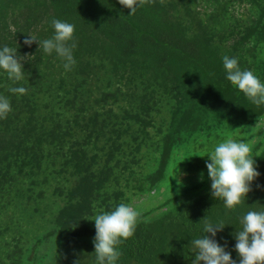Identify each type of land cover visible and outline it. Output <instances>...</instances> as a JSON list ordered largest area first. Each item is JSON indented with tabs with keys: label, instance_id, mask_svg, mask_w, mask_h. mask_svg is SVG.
Masks as SVG:
<instances>
[{
	"label": "trees",
	"instance_id": "16d2710c",
	"mask_svg": "<svg viewBox=\"0 0 264 264\" xmlns=\"http://www.w3.org/2000/svg\"><path fill=\"white\" fill-rule=\"evenodd\" d=\"M129 13L119 0H0V48L30 55L20 81L0 69L12 109L0 119V264H97L93 218L120 203L140 216L117 264H192L206 222L225 225L214 239L238 264L241 218L264 211V105L222 58L264 82V0H150ZM53 19L75 25L70 71L24 43L51 38ZM228 136L260 173L233 209L206 167Z\"/></svg>",
	"mask_w": 264,
	"mask_h": 264
},
{
	"label": "clouds",
	"instance_id": "9594fccd",
	"mask_svg": "<svg viewBox=\"0 0 264 264\" xmlns=\"http://www.w3.org/2000/svg\"><path fill=\"white\" fill-rule=\"evenodd\" d=\"M149 2L150 0H119L122 6L130 9L129 15H134L138 6ZM52 26L55 32L51 38L41 41L29 34L24 43L31 46L38 41L39 50L42 49L47 54L55 52L64 61L65 70L70 71L76 63L73 56V49L77 47L74 40L75 25L53 19ZM29 56H20L17 49L5 45L0 48V69L7 73L9 79L20 81L24 78L23 61ZM222 59L227 79L232 85L253 104L264 105V82L253 71L241 69L237 58L225 55ZM9 91L23 95L27 89L22 86L11 87ZM11 110L9 99L0 96V119H6ZM251 152L252 149L245 140L228 136L206 154L209 157L206 167L211 179V194L214 198L222 200L228 209H233L244 201L252 190V182L260 176ZM139 216L140 213L127 203H120L113 210L94 216L96 235L93 243L97 264H117L122 254L118 246L123 240L134 235ZM241 225V230L234 233L237 241L235 250L240 257L238 264H264V211H248L242 216ZM224 226L221 222L205 223V235L191 240L196 250L192 264H201V261L204 264H237L231 253L226 251V245L221 246L214 239Z\"/></svg>",
	"mask_w": 264,
	"mask_h": 264
},
{
	"label": "flooded vegetation",
	"instance_id": "af4514ba",
	"mask_svg": "<svg viewBox=\"0 0 264 264\" xmlns=\"http://www.w3.org/2000/svg\"><path fill=\"white\" fill-rule=\"evenodd\" d=\"M171 189H173V187H171L170 189H169V193H170V190ZM174 192H172V194H173ZM91 194H92V196H93V198L95 197V196H98V191H96L95 189H93V191L91 192ZM169 196H171V195H169Z\"/></svg>",
	"mask_w": 264,
	"mask_h": 264
},
{
	"label": "rangeland",
	"instance_id": "374dc122",
	"mask_svg": "<svg viewBox=\"0 0 264 264\" xmlns=\"http://www.w3.org/2000/svg\"><path fill=\"white\" fill-rule=\"evenodd\" d=\"M37 261L39 262V260L37 259Z\"/></svg>",
	"mask_w": 264,
	"mask_h": 264
}]
</instances>
